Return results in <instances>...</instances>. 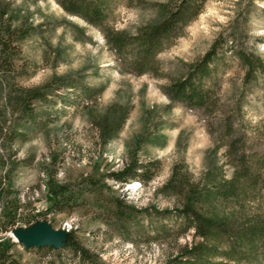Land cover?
<instances>
[{"label": "rangeland", "instance_id": "1", "mask_svg": "<svg viewBox=\"0 0 264 264\" xmlns=\"http://www.w3.org/2000/svg\"><path fill=\"white\" fill-rule=\"evenodd\" d=\"M165 1L114 0L96 25L60 0H0V239L15 241L5 256L16 264H76L67 248H26L15 240L8 225L29 219L72 227L108 264H162L169 246L132 242L106 210L107 200L124 195L136 205L173 209L174 200L155 188L176 161L196 178L210 169L229 177L233 150H244L264 207V0H204L182 33L157 52V74L133 72L114 52L115 37L155 21ZM215 39L214 72L205 81L211 102L202 107L169 96L162 85ZM231 48L262 58L259 70L247 74ZM45 82L50 85L41 98L27 96ZM82 83L92 87L87 94ZM110 103L128 113L115 133L102 136L94 118ZM130 153L159 158L151 180L121 186L106 177ZM60 182L78 190V200L44 212L50 187ZM104 183L111 187L99 192Z\"/></svg>", "mask_w": 264, "mask_h": 264}, {"label": "trees", "instance_id": "2", "mask_svg": "<svg viewBox=\"0 0 264 264\" xmlns=\"http://www.w3.org/2000/svg\"><path fill=\"white\" fill-rule=\"evenodd\" d=\"M113 1L60 0V3L67 11L101 25ZM203 1L163 2L159 5V16L155 21L143 25L135 34L122 33L115 37L114 52L129 70L157 74V52L182 33L184 26L199 12ZM217 43L218 39H215L205 53L188 63L183 73L164 83L163 90L172 98L191 105L207 106L211 96L205 81L213 76L212 61ZM231 51L246 68L247 74L261 67L262 58L242 48H231ZM49 85L45 82L34 86L28 90L27 96L39 99ZM91 88L82 83L81 91L87 94ZM127 113L128 107L124 105H106L104 111L94 118L101 135L111 131L115 133ZM235 140L228 141L229 150ZM233 152L236 159L231 162L233 169L229 177H217L210 169L196 178L182 161L174 162L168 177L155 188L156 192L174 200L173 209L151 204L140 206L124 195L112 194L107 200L110 205L106 210L132 242L157 241L169 246L162 264H252L263 261L264 207L260 205L255 167L244 150L234 149ZM159 161V158L143 160L130 153L121 165L109 167L105 175L121 186L132 181L146 183L157 173ZM103 187L111 186L104 183L98 191L102 192ZM49 190L51 200L44 212H58L66 206L72 207L80 195L78 190L64 182L53 184ZM35 220L29 219L25 225ZM8 226L11 229L19 225ZM63 228L66 235L58 247L67 248L74 257V263L108 264L98 252L76 238L72 227ZM186 234H191L190 239L179 242L178 238ZM14 243L9 235L0 239V264H16L5 256ZM43 246L58 248L52 245L32 247Z\"/></svg>", "mask_w": 264, "mask_h": 264}, {"label": "water", "instance_id": "3", "mask_svg": "<svg viewBox=\"0 0 264 264\" xmlns=\"http://www.w3.org/2000/svg\"><path fill=\"white\" fill-rule=\"evenodd\" d=\"M10 230L15 240L22 242L26 247L40 245L58 247L66 235V229L55 228L46 220L37 223V219L31 224L19 225Z\"/></svg>", "mask_w": 264, "mask_h": 264}, {"label": "built area", "instance_id": "4", "mask_svg": "<svg viewBox=\"0 0 264 264\" xmlns=\"http://www.w3.org/2000/svg\"><path fill=\"white\" fill-rule=\"evenodd\" d=\"M136 182H138V181H136ZM139 183V182H138ZM140 184V183H139Z\"/></svg>", "mask_w": 264, "mask_h": 264}]
</instances>
